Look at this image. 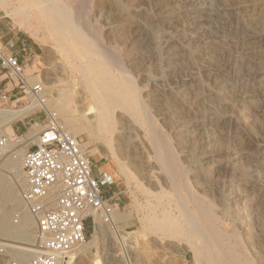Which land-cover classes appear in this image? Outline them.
Wrapping results in <instances>:
<instances>
[{"label":"rangeland","instance_id":"1","mask_svg":"<svg viewBox=\"0 0 264 264\" xmlns=\"http://www.w3.org/2000/svg\"><path fill=\"white\" fill-rule=\"evenodd\" d=\"M82 1L71 5L83 14L81 31L137 86L146 113L182 166L186 189L174 192L143 122L120 108L108 111L105 130L89 122L96 105L76 61L88 54L101 59L98 53L82 50L74 58L49 31L39 27L38 40L0 9V45L10 37L16 49L25 43L31 53L22 57L25 74L44 82L51 108L78 129L94 173L113 180L105 189L123 213L113 220L116 227L102 225L104 236L94 245L77 247L85 250L69 264H211L200 252V236H187L184 224L178 230L155 226L157 218L177 214L182 200L202 202L238 264H264V0ZM71 43L77 53L79 45ZM113 66L122 81L131 82ZM17 98L0 108L26 105L20 93ZM29 113L21 125L1 124L0 132L14 143L19 125L27 136L31 118L42 119ZM2 162L3 186L19 197L22 172ZM20 213L13 210L6 222L22 226ZM33 235L0 234V241L23 243ZM107 246L117 250L114 257L106 256ZM8 257L14 256L6 248L0 264Z\"/></svg>","mask_w":264,"mask_h":264},{"label":"built area","instance_id":"2","mask_svg":"<svg viewBox=\"0 0 264 264\" xmlns=\"http://www.w3.org/2000/svg\"><path fill=\"white\" fill-rule=\"evenodd\" d=\"M2 43L0 106L20 99V93L26 105L32 100L38 103L29 115L39 113L42 118L40 122L31 118V139L24 140L21 127L13 129L12 136L14 143L25 147L19 197L34 220L35 251L26 259L8 257L5 264H66L74 249L84 244L99 224L116 227L112 214L116 208L120 210L118 199L105 189L113 180L104 172L94 173L83 138L66 129L56 110L44 106V82L40 78L30 81L25 74L22 57L31 54L25 43L21 42L18 49L13 37ZM15 88L17 94L12 93ZM12 122L22 124L21 119ZM10 141L7 133H0V161ZM18 219L15 215L14 222ZM5 249L0 244L1 254Z\"/></svg>","mask_w":264,"mask_h":264},{"label":"bare ground","instance_id":"3","mask_svg":"<svg viewBox=\"0 0 264 264\" xmlns=\"http://www.w3.org/2000/svg\"><path fill=\"white\" fill-rule=\"evenodd\" d=\"M82 2L84 3L83 5H85L86 1L84 0ZM72 3L73 0H0V9L17 23L21 29L29 32L38 40L40 38L36 35V30L39 27L49 31L60 46L74 58H76L78 52L82 50L98 53L101 59L94 58L88 54L85 56L84 60L80 59L79 61H76V64L80 69L79 71L82 73L81 76L85 79L88 88H90V99L96 105V112L89 117V122L94 125V127H99L100 130H105L107 128L105 122L108 118V111H111V113L114 114V111L117 108L123 109L139 122H143L146 125L145 127L147 128V131L151 134L150 141L155 150L154 156L158 163L157 165L165 171V175H167L173 182L174 189L176 190L174 192H178L179 187L185 188L186 175H184L182 166L179 164L180 162H178L177 156L175 155L170 142L156 128L157 126H155L151 117L146 113L147 110H145L137 86L126 73H123L125 70L118 66L111 56L103 50V47L96 44V42L94 43V41H91V38H88L83 33L84 31H81L79 25L82 22L83 14L82 12L79 14L73 13L71 10ZM72 41H75L79 45L77 53L71 49ZM76 48H78V46H76ZM112 64L118 67V69H116V66H113L116 70H120L121 73L127 75L131 82L128 80L129 83L122 81L112 69H110ZM37 104L38 103L35 100H32L28 105L23 107L0 108V125L22 119L29 113L30 109ZM50 105V99L47 97L44 106L49 109L51 107ZM59 109L60 111L66 112V109L62 106L59 107ZM60 121L72 134L78 132L77 128L68 127V118ZM31 136L32 135L25 136L24 140L27 141L28 139H31ZM24 150L25 148L22 146L18 147L16 143L9 142L7 144V152L3 157L2 166L9 167L12 172L17 173L21 170V158ZM120 168L124 171L122 167ZM189 202L187 200H182L181 203H179L180 205L178 206L177 214L173 213L171 215L157 218L155 222L156 228L178 230L180 229V226L184 224L187 236L193 233L200 236L202 241V244L199 246L200 252L211 262V264H238L231 250H229L223 242L224 240L219 235L220 232L214 225L210 213L206 211L202 202H191L192 205H189ZM0 204L4 205L0 212V234L26 237L34 231V220L32 219V216L18 197L16 190L9 184L3 186L1 171ZM16 209L21 210L20 219L22 226H14L6 222L11 212ZM122 214L123 213H120V210L116 208L112 214L114 222L118 220L119 216ZM102 225L104 224H99V226L96 227L95 232H93L90 240L85 242L86 244H84V247L94 245L98 236H104ZM0 244L9 249L10 254L18 259H26L35 251L32 238L26 239V242L23 243H17L14 241L8 243L0 241ZM84 250L85 248L79 249L76 247L70 254L66 264L72 262L79 253ZM116 252L117 250H113L110 246L105 248V254L110 258L114 257ZM98 260L95 261L94 264L100 263Z\"/></svg>","mask_w":264,"mask_h":264},{"label":"crops","instance_id":"4","mask_svg":"<svg viewBox=\"0 0 264 264\" xmlns=\"http://www.w3.org/2000/svg\"><path fill=\"white\" fill-rule=\"evenodd\" d=\"M17 127H20V126H19V125H15V126H14V129H16Z\"/></svg>","mask_w":264,"mask_h":264}]
</instances>
